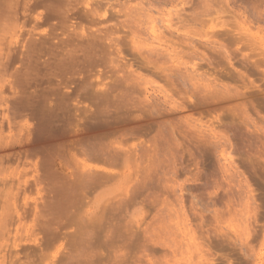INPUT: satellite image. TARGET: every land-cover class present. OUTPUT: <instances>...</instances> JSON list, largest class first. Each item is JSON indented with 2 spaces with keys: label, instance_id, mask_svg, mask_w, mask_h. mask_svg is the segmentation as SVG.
I'll return each mask as SVG.
<instances>
[{
  "label": "rangeland",
  "instance_id": "rangeland-1",
  "mask_svg": "<svg viewBox=\"0 0 264 264\" xmlns=\"http://www.w3.org/2000/svg\"><path fill=\"white\" fill-rule=\"evenodd\" d=\"M14 1L15 10L18 15L17 23L19 25L17 23L13 25L8 24L18 28L9 31L11 33L8 34H13L16 30L15 35H13L16 39L17 34V42L15 43L13 35H10L12 37L10 43V39L7 37H11L7 34L8 36L6 35L5 37L7 39L4 38L6 41L4 40L0 43V61L6 60L7 54L11 53L12 56L10 57L13 58V56H15L14 58H16V60L13 58L14 64H12L13 66L11 65L12 68L14 67L13 70L19 68L20 62H18V57L20 60L23 59L21 55L23 53L22 51L26 52L28 50L26 46L30 45L27 43V39L24 41V38H28L29 40L32 36L35 39L37 38V41L34 39L36 45L38 46L41 44L40 47L42 48V45L46 43L44 39L47 38L45 37L50 36L52 39L50 38V40H47V44L43 46L45 48H54L57 44V46L59 45V47H61L59 41L63 39L66 40L68 36L67 33H70V35L74 33L71 27L68 29L66 28L69 27L71 22L75 24L76 22H81L86 28L88 27L87 30H89L87 32H91L90 34L99 39L101 38L100 40L110 38L108 36L117 39L123 48L126 58L134 59L136 66L144 67V70L149 73V69L146 70L148 67L144 59L137 55L133 46L135 45L137 48L139 46L141 51L144 49V55H146V48L162 47V43L159 42L161 40L155 38L160 36L159 34L169 36L168 29L170 27L173 30L179 31L189 30L191 32L190 29H192V31H196V29L202 31L204 34L200 33L202 34L199 36L200 38L196 36L200 39V42L194 37L195 35H193V38H195L193 42L199 55H207L206 57L210 58L212 64L208 70L210 72L215 70V72L217 71L216 73L226 75L227 78L231 77L230 82L237 86V88L240 87L242 89L245 85L247 88H245L246 91L240 88L239 90L244 91V93L246 92V96L257 94V89L255 87L252 88L251 80L256 84H261V87L264 88V70L261 71L264 69V0H95V2H98L97 4H95L93 0H90L93 4L90 5L92 7H89L91 10L97 8L95 6H98V9H96L99 10L97 11L99 12L98 15L100 14L101 16L106 12L104 18L102 16L99 18L100 16L96 15L98 19H96V16H94L96 18H90V13H88L89 16H85L84 13L87 14V11L90 12V10L89 8L84 9L85 4L83 2L85 0H81L80 2L83 1L81 3L82 6H80L81 4L77 6V8H80L78 11L74 10L75 8L72 7L73 11L68 12L69 16L67 21H62L61 14L59 15L56 13L50 15L46 7L43 8L39 6L42 2L48 0ZM23 8H25L24 13L22 12ZM66 10H68L67 7ZM82 10L83 12H81ZM87 17L96 21L89 22L90 19L88 18L89 21L87 20V22ZM180 17L184 19V21L186 20L185 22L183 21L185 24L181 23ZM25 18L28 19L29 22ZM196 19L197 21H195ZM44 20L45 22H43ZM199 20H202L203 23H200ZM22 21H24L25 24ZM3 22L0 23L3 24ZM67 24L69 25L67 26ZM12 26L11 28H13ZM20 26L22 28H20ZM64 26L66 28H64ZM90 28L92 31H90ZM78 29L79 27L75 29V32L78 33V31H80ZM69 30H71L72 33L71 31L68 32ZM106 32L109 33L108 36L105 34ZM52 34L54 35L52 36ZM64 34L67 36L65 37ZM153 35L156 36L154 37ZM162 39L164 38L162 37ZM210 41H213V47L209 44ZM21 42L23 43L22 45ZM179 42L180 40L173 36L169 44L178 47L180 44ZM221 46L223 49L227 48L226 50L229 51L228 58L231 60V64H229L230 61L226 59L227 57L223 55L224 53L220 55L221 51L217 50V48H221ZM62 48H65V46ZM178 48H181L183 51L188 50L187 47H183L182 45ZM20 49H22L21 52L19 51ZM38 54H42V51ZM41 57H39L41 58L40 61L46 60L48 55L43 54ZM11 58L9 59L10 63H12ZM185 60L190 63L195 62L192 58ZM125 62L126 60H123V63ZM196 62L204 69L207 67L205 65L206 62L198 60H196ZM123 63L120 61V64ZM232 64L234 66H232ZM257 65L260 69L257 68ZM96 69H101V73L99 74ZM96 69H94V73L99 74L101 80L108 82L116 78L118 74H121L108 66H97ZM236 69H239L241 73L245 72L242 75H245V77L237 78V76L239 77L241 75H237L240 74L238 73L240 71L237 70V72L235 71ZM200 71L202 70L200 69ZM6 76L7 75L3 76V79H6ZM62 76L64 77V75ZM65 77L70 76L66 74ZM94 77L96 78V76ZM95 78H92L93 83L95 82L96 84H94L98 86L100 82L96 81ZM7 80L12 83L11 81H13V78L10 80L9 77ZM68 84L71 88L74 86L70 81ZM68 84L66 86L68 90L66 88L62 89L64 93L66 92L65 94L71 93V88L68 87ZM43 85L41 84L40 87L38 86L35 90L38 92ZM250 86L252 87L248 89ZM7 88V85L3 88V94L5 92L11 95L16 92L13 89L11 92L10 89L8 88V90ZM44 88L45 87H43V89ZM148 91L155 93L154 95L160 100V103L158 102L159 106L162 99L158 96V92H155L153 89H149ZM130 92V95H125L124 97L129 100V106L125 107H127L130 115H141V123L150 124L154 122L153 124L155 127L150 124L152 128L150 127L147 130L142 129L141 133L140 131L138 132L137 129L135 130L134 127V135L125 136V138L116 137V139L111 140L112 142L110 141L111 138L108 139L109 136L107 139L102 138L101 141H96L95 143L98 144V146L95 143H91V145L88 146V144H90H87L88 137H92L94 134L97 136L98 133L105 131V128L103 130H101V128L98 132L97 130L93 132L90 131L89 128L94 124L93 121L98 126L102 122H100L101 119L105 120L104 118L108 117L107 114H109V116L112 114L113 117L117 114L121 116L124 115L123 112L126 110L122 108L123 106L117 108L115 103V105H111V108L109 107L110 109L108 108V113L103 114L105 115L103 116L98 114V112H94L97 111L96 108H98L95 104L97 100L91 99L92 101L85 100L83 102L84 104L75 106V108H82L81 110L85 109L83 112H81V110L75 112L76 110L74 106H72L73 110L72 108L70 110L72 113L68 111L71 117L67 115V117H70L72 120L68 121V123L57 121L54 122V124L52 122L50 125L51 127H49L51 129L48 128L45 130L44 128L46 133H42L41 131V133L39 132L40 135H38L37 132H35L34 129L42 124L37 123L38 119L32 120L33 123L29 121V123H31L30 127H32L31 129L29 127L30 132H27V130L25 132V130H23L24 135L23 132L20 134L19 143L15 148L11 149L10 147V150L9 148L0 150V154L2 153L1 155L9 154L12 156L11 162L9 161L12 166L16 165V160L13 159L16 154L24 150H26L28 154L27 161L24 160V156L22 155V161H20H24V163L21 165L25 164V162L26 165H28H23L24 167L18 165L20 170L18 171V175H16L17 177L15 176L16 180L13 179L14 176L12 177V175H9L5 179L6 181L4 180L3 184H0V264H88L86 260L84 262H81V260L86 258L84 256L83 259V255L88 253L85 251L90 246L89 244L92 243V248L89 247L88 250L90 249L91 253L95 250V255H93V252L92 257V255L90 254V256L88 253L90 257L94 258V256H96V251L102 249L104 254L109 253V259H107V261L111 260L109 262L113 261L115 264H148L146 261V253L150 255L153 254V256L159 259L164 254L163 256L166 258L163 260L158 259L154 264H201L196 243H194V239L198 238L195 237L194 233L198 237V234H202L206 243L217 245L215 250L217 249L219 253H229L230 255L228 254V258L231 257L230 260L232 264H245L246 262L249 264H258L259 260H257V258L254 260L252 259V262L246 261V253L243 251L246 250L247 253L250 254V246L252 248L251 255L253 254V257L254 253H257V255L259 253L264 255V209L262 210L263 212L259 210L258 216L256 217L257 219L255 220L258 221L254 223V220L250 219L249 216L250 206L244 198V193L239 190L241 184L236 183L239 181V178L234 175L232 177L230 172L228 173L225 167L229 161L223 157L221 158L219 155L220 149L223 148V144L221 145V142H218V148H213L216 147L214 146L215 143L213 145L215 141L209 137L207 132L202 135L205 137L200 138L201 136L198 137L199 134L197 135L195 128H188L189 124L186 125L183 122L186 120L184 117H186L188 112L181 111L170 116L165 113V115H162V118H160L161 116L159 117L160 119L157 117H152L153 119H150L149 117H151V115H149L148 112L149 106L147 107L145 104H142L138 106L139 109L135 106V103L143 100L145 95L144 91L141 89L140 91H129L128 93ZM115 93L117 94V92ZM8 94L4 95L7 96ZM159 100L156 99V101ZM131 103L136 108H133ZM230 104L234 105L235 102H221L220 105L217 103L216 105L214 104L215 106H211V104L207 106L204 104L200 109L207 111L204 115H206V118L211 119V115L215 114V112H220L224 109V106L226 107ZM160 106L161 107H158V109L160 108L159 111L161 113L167 109V106H165V108L162 104ZM212 107L216 111H214ZM86 109L89 113L86 112ZM118 109L121 110V113ZM116 110L118 111L116 112ZM210 110H212L211 113H209ZM128 111H125V113L129 115ZM251 111L253 110H250V112ZM96 115L98 116L96 117ZM221 115L223 116V114ZM72 117H75V120ZM89 117H92V120ZM224 117L221 118L222 121ZM252 117L258 120L260 119V116L255 112H253ZM96 119H99L97 121L100 123L96 122ZM168 119H172L170 126L176 125L174 129H171V131L168 127L164 126L160 128L161 131L159 129L157 132L160 126H157L156 123L159 121H167ZM17 120L19 121V119ZM124 120V117H121L119 121L124 123ZM258 120L256 121L257 128L259 125L263 126L262 128L264 129V123H262L264 120ZM180 121L183 123H180ZM242 121L234 127L228 125L224 127V123L219 124L223 125V127L218 126V130L222 129L223 131L221 130V132L228 136L230 142L234 145L228 148L226 152H231L232 157H235L233 158L239 170L243 171L245 175L247 174L248 180L252 181L251 183L254 188L256 187V204L259 203L264 206V184L262 185V183H264V132L257 131L255 126H251L249 122L247 123L244 120ZM172 122H175V124H172ZM117 124L114 123L115 126H119L120 130H122L121 127L124 129V125H120L121 123ZM162 124L163 122L161 125ZM192 124L193 123H191V125ZM133 125L134 124H129L127 127ZM112 129L113 128L108 129V131H112ZM31 130H33V132ZM44 130L43 132H45ZM5 131H7L6 126H4V132ZM139 137L141 138L138 139ZM122 138L123 143L129 145V147L131 143L136 144L140 142V151H138V149L135 150L133 147L129 148L131 160H126V156L123 155L124 152L120 150V153L117 150L116 141L114 140L120 141ZM85 144H87L85 150L88 152L86 156H84L80 150V145L82 147ZM227 147L228 145L224 149ZM132 150H134V153ZM136 151L140 154H136ZM12 153L16 154L14 155ZM135 154L138 157L135 156ZM110 156H112L113 160ZM82 159H86L85 162L91 169L83 167L81 162ZM110 159L112 162H110ZM42 160L46 162L45 164L47 166H42ZM34 164H39L36 169L38 173L35 172ZM21 169H24L22 173ZM87 170H89L88 173ZM82 173H85L82 176L83 179H81ZM108 173L113 177L111 180L108 181L111 176H109L107 180L101 178ZM84 175L88 179L85 178ZM90 177H96V179H101V181H103L96 183V179L94 180V178H92L93 180L91 181L95 182H90ZM39 179H41L40 183H35V181ZM83 180L84 182L86 181L88 185L84 184L80 187L79 185L84 183L82 182ZM84 186L87 187V194H84L86 197H83L82 194L80 196L79 194ZM88 187H93V189H89ZM7 191L8 193L5 196L6 193L4 192ZM71 191L79 195L75 194L76 196L69 197L72 193ZM128 196H132L130 197L131 199L129 198L130 201H128V203L126 202V204L124 203V205L121 204V208L119 206L121 201L119 198L122 199L125 197L127 199ZM231 196H233L234 202L230 198ZM240 198L242 200H240ZM126 199L124 201H126ZM118 200H120L119 203H117ZM176 200H178V202ZM129 202L131 204H129ZM109 203L110 205L113 203L112 206L115 205L110 207ZM110 208H112V210ZM216 209H218L219 215H221L219 216L220 225L218 229L221 230L222 236L218 235L220 233H213L214 222L212 217L213 210ZM111 211H113V213ZM184 213L185 215L187 214L188 225L184 220ZM197 213L203 216L202 219L204 223L200 221ZM4 214H6V220L3 217ZM91 216L92 218H90ZM96 216L98 217L96 218ZM107 216H109V219L111 218L112 221L111 219L109 220ZM95 218L102 222L103 219H105L104 221L107 222H101V225L103 224L104 228H106V224L107 226L109 225L112 227L111 231L113 232L111 233V231H109V226L106 231V229L98 227L96 224L95 226L98 228L99 232L96 231V227L92 230L94 225L91 227L89 220ZM197 225L199 227L201 225V233L198 231ZM102 229L106 234H103L104 232ZM252 229L253 231L255 230L257 235L252 232ZM183 230H186V232ZM119 232L121 235H116V233L119 234ZM252 234L257 237L254 236V238ZM132 235L134 236L132 237ZM106 236L108 239L110 238L111 243L109 245L103 243V241L106 242ZM117 236H119V238H116ZM88 238L90 240H87ZM228 238L232 240L234 244L228 243ZM222 244L224 245L221 248ZM219 245L221 250H219ZM112 250L116 252L121 251L116 260H114L113 257L115 252L112 253ZM98 252L101 253V251ZM98 254L99 253H97V255ZM122 255H126V257L129 255V257L132 258H130L129 261L126 258L127 260L125 259L124 262H119ZM99 256H96V259H92V264H102L103 258ZM132 259L133 261H131ZM232 259H236L237 261L234 262ZM247 260L250 259L248 258ZM99 261L101 263H99ZM107 261H105V263L109 264ZM218 262L219 263L215 264H227L221 260H218Z\"/></svg>",
  "mask_w": 264,
  "mask_h": 264
},
{
  "label": "bare ground",
  "instance_id": "bare-ground-1",
  "mask_svg": "<svg viewBox=\"0 0 264 264\" xmlns=\"http://www.w3.org/2000/svg\"><path fill=\"white\" fill-rule=\"evenodd\" d=\"M80 1L81 0H48L46 2H42L39 6H41L43 8L46 7L48 14L50 13V15L56 14V13H58L59 15L61 14L62 15V17H61L62 21H67L68 16H69L68 12L73 11V8H75L74 10H76V11H78L80 9L79 7L77 8V6H79L84 0L82 2H80ZM91 2L92 1H90V0H85L83 2L85 4L84 5L85 8L84 7L83 8L88 9L89 7H92V6H90V5H93ZM93 2L95 4L98 3V2H95V0H93ZM80 6H82V4ZM66 7L68 8V10H66ZM95 7H97V8H94L92 10L89 8L90 12L87 11V14L84 13L85 16L91 15L90 18L94 17L96 15L100 16V14L98 15L99 12H97L99 10H96V9H98V6H95ZM22 10H23L22 12L24 13L25 8H23ZM49 10H50V12H49ZM81 12H83V10ZM88 13H90V14L88 15ZM17 16L18 15H17V12L15 10V1L14 0H0V22L4 21L3 24L0 23L1 24V26H0V43H1V41H4L7 38L10 39L9 42L11 43V39H12L11 36L13 34L15 35L16 30L13 32V34H10L11 36L8 33H11V32H9L11 30L13 31L14 29H18L17 27L12 26L13 24L17 23ZM101 16L104 18L106 16V12ZM101 16L99 18H101ZM96 17H94V18H96ZM88 18L89 17H87L86 21L88 20ZM94 18H92V19H94ZM96 19H98V17ZM1 20H3V21H1ZM26 20L29 22L28 19H26ZM91 21H96V20L90 19L89 22H91ZM180 21H181V23H184L186 20L184 21V19H181V17H180ZM195 21H197V19ZM22 22L24 23V21H22ZM43 22H45V20ZM201 22L203 23L202 20L200 21V23ZM8 24H12L11 26L13 28H11V26ZM17 24H16V26H17ZM74 24H75L74 22H71L70 25L67 24V26L69 25V27L66 28L64 26V28H66V29L71 27L72 30L74 31V33H72V31L69 30L68 32L71 31L72 35H70V33L69 34L67 33L68 36L66 35L67 36L66 37L64 34V36L67 39L66 40L63 39L62 41H59L61 47H59V45L57 46V44H56L57 47L55 46L54 48H57V49H54L53 47L48 48L47 46H46L47 48H45L43 45L47 44V40H50V38L52 39V37L49 36V37H45V38H47V39H44L46 43L43 44L42 48H41L40 47L41 44L38 46L36 45L35 40L37 38L35 39L32 36L30 38V40L28 38H24V41H25V39H27V43L30 45L26 46L28 48V50L26 52L22 51L23 53L22 54L20 53L22 55L23 59L20 60V58L18 57V59L20 60V61L18 60V62H20L19 68L13 70L14 67L13 68L11 67V65L14 64L13 58L15 57V56H13V58L10 57V56H12V53L7 54L11 58L12 63H10V60H9L10 58L7 55H6L7 56L6 60L0 61V150H4L5 148L6 149L9 148V150H10V147H11V149L15 148V146L19 143V140H20L19 136L23 132V130H25V132H26V130H27V132H30L29 130L32 127H30L31 123H29V121L32 122V120H34V119H38V121H37L38 124L42 123L39 127L36 126L38 128L35 127L36 129H34L38 135H40L41 131H42V133H46L45 130L48 129L49 127H51L50 125L52 122L54 123L57 121L58 122L64 121V123L65 122L68 123V121L72 120V119H70L71 115H69V113L71 112L70 110H71L72 106H74V108H75V106H78L79 104H84L83 102L85 100L86 101H92V100L96 99L99 106L97 103H95L98 108H96L97 111H94V112H98V114H101V115L108 113V110L111 108V105H115V103H116L117 108H121L123 106L122 108L126 109V110H124V112L122 111L124 115L119 116V114H117V115H114V117H113L112 114H111V116H109V114H107L108 117H105L104 118L105 120H102L101 118H99V119H101L100 122L102 121L101 123L99 121H97L99 119H96V122L100 123L98 126L93 121V123H94L93 125H96V126H93L91 124L92 126H91V128H89L90 131L93 132V131L97 130V132H98V130H100L101 128H102L101 130H103L105 128V131L98 133L97 136L94 134V136L88 137L87 144L90 143V144H88V146L91 145V143L92 144L95 143L96 141H101L102 138L107 139V137H109V136L110 137L108 139L111 138L110 139V141H111L113 139H116V137H124L125 138V136L127 137V136L134 135L133 134L134 133V127H135V130L137 129V131L138 132L140 131V133H141L142 129L147 130L151 127V125L154 126V124H153L154 122L150 123L151 125L148 123L143 124V122L141 123V121H142L141 115H133V116L130 115L129 111L127 110V107H125V106H129V102H128L129 100H127L124 97H125V95L131 94V92L128 93L129 91L134 92L136 90L140 91L142 89L145 93L143 100H140L138 103H135L136 104L135 106L137 108H138V106H141L142 104L143 105L145 104V106H147V107L149 106L150 108H149L148 112H149V115H151V117H149L150 119H153L152 117H157L158 119H160L163 117L162 115H165V113H166V115L170 116V115H175L177 112H181V111L188 112L186 117H184V119L186 118V120L183 119L184 120L183 122L186 125L189 124L188 128H190V127L195 128V130L197 131V135L199 134L198 137L201 136L200 138L205 137L202 135H204L205 132H207L209 134V137H211L213 139V141H215V142H213V145L215 143L214 146H216V147H213V148H218L217 147L219 144L218 142H221V145L223 144V148L220 149L221 151H220L219 155L221 158L223 157L229 161L228 163L225 162V163H227L225 168L228 171V173L230 172V175H232V177L234 175V176H237V178H239L238 179L239 181L238 182L235 181V182L241 184V186H239V188H240L239 190L242 191V193H244L243 194V195H245L244 198L247 200V202L250 206V211H249L250 219L254 220V223L257 222L258 220L257 221H255V220L257 219L256 217L258 216L259 210L262 211L264 209L263 204H259V203L256 204L255 196L257 195L256 194L257 189H256V187L255 188L253 187V185L251 183L252 181L248 180V178L246 176L247 174L245 175L243 173V171L239 170L238 165L234 161L235 157L234 156H233L234 158L232 157L231 152L230 153H228L229 151L226 152L228 150V148L232 147L233 144L230 142L228 136H226L223 132H221L222 129L218 130V128L221 126L223 127V125H219V124H223V123H224V127L225 126L227 127V125L234 127V126H236V124H240V122L242 120H244L247 123L249 122L251 124V126L252 125L255 126L257 131H261V132L263 131L264 132V129L262 128L263 126L258 125V128H257V125H256L257 122L256 121L258 119L252 117L253 112H255L257 115L260 116L259 117L260 119L264 120V113H262V112H264V88L261 87V84H259V83L256 84L253 80H251L250 82H251L253 87L250 86L248 89H250L251 87L252 88L255 87L257 89V94H254L255 96L254 95L253 96H249V95L246 96L245 95L246 92L244 93V91H246V89H247L245 85L243 86L242 89L238 86L241 90L244 89V91H240L239 88H237V86L233 85V83L230 82L231 77L227 78L226 75H221L220 73H216L217 71L215 72V70L210 72L208 70L211 67L210 65L212 64L210 58L206 57L207 55L205 56V55L200 54L201 55L200 56L198 54L197 48L195 47L194 42H193L195 40V38H197V37L200 38L199 36L204 34V33H202V31L197 30V29H196V31H194V30L192 31V29H190L192 32L191 33L189 30L179 31V30H173L169 27V29H168L169 36L159 34L160 35V36H158L159 38L158 37L155 38L157 40L160 39L161 41H163V42L159 41L160 43H162L161 44L162 47H160V46L154 47V48L152 47L150 49L146 48V52H145L146 55L143 54L144 49L141 51V48L139 46L137 48V46H135L133 44L134 45L133 47L135 48V49L134 48L133 49L136 51L137 55L139 57H141L142 59H144V62L146 63V66L148 67L146 70L149 69V73H148L144 70V67L142 68L140 66H136L134 63L135 62L134 59L126 58V56L124 55V52H123V48L120 45V43L118 42V40L115 38L114 39L111 38V36H108L109 33L106 32L105 34H107V36L110 38H104V40H100L101 38L99 39L98 37L90 34L91 32L90 33L87 32L89 30V29L87 30L88 27L86 28L81 22H76V24L75 25ZM77 27H79L78 30H80V31H78V33L75 32V29ZM20 28H22V27L20 26ZM66 29H65V31L67 32ZM65 31H63V32H65ZM90 31H92V29ZM98 33H99V31H98ZM200 33H202V34H200ZM7 34L11 38H9V37L5 38ZM14 35H13V37H14ZM53 35L54 34H52V36ZM193 35H195L194 36L195 38H193ZM71 36H73V37H71ZM153 36L155 37L156 35H153ZM173 36L177 37V39L180 40V42H179L180 47L182 45L183 47H187L188 50L183 51L181 48L180 49L178 48L179 46L176 47V46H173V44H169V42L171 41V38ZM207 36H208V33H207ZM162 37L164 39H162ZM14 39H15V37H14ZM198 40L200 42V39H198ZM14 42L15 43L17 42V34H16V39L14 40ZM59 42H58V44H59ZM206 43H207V41H206ZM22 44L23 43L21 42V45ZM176 44H178V43H176ZM209 44L212 45V47L214 46L213 41H210ZM29 46H30V48H29ZM64 46H65V48H62ZM67 46H68V49H67ZM136 48H137V50H136ZM218 48H220V47H218ZM218 48H217V50L221 51L220 55L224 53L223 55H225L227 58L223 55L222 56L225 57L228 61H230L229 64H231V60L228 58V52L229 51L226 50L227 48L223 49L222 46L220 48L222 50H220ZM21 50L22 49H20L19 51L21 52ZM41 51H42V54L39 55L38 53H40ZM43 54L48 55V58L46 60L40 61V59L42 58L41 56ZM21 55H18V56H21ZM37 56H38V59H37ZM39 57H41V58H39ZM189 58L194 59L195 62L190 63L189 61L185 60V59H189ZM14 60H16V58H14ZM123 60H126V62L123 63ZM196 60L201 61V62L202 61L206 62L205 65L207 67H205V69L202 68V66H200V64L198 62H196ZM120 61H122L123 64H120ZM97 66H100V67H102V66L107 67L108 66V67L113 68L117 73L120 72L121 74H118V76L116 78H114L113 80H111L109 82L104 81V80L100 79V75H99L102 70L101 69L97 70L96 69ZM232 66H234V65L232 64ZM259 66H261V65H259ZM257 68H258V65H257ZM94 69H96V71L99 74H97V73L95 74ZM200 69L202 71H200ZM258 69H260V68H258ZM237 70H239V69H236L235 71H237ZM263 70L264 69H262L261 71H263ZM238 73H240V74H237V75H241V76H239V77L237 76V78L245 77V75L242 76L245 72L241 73V71H240ZM58 74H60V75H58ZM66 74H69L70 77H65ZM5 75H7L8 77L6 76V79H3V76H5ZM62 75H64V77ZM94 76H96V78ZM9 77H10V80H11V78H13V81H11L12 83H10L7 80ZM92 78H95L96 81L100 82L98 86L95 85L96 84L95 82H94L95 84L93 83ZM69 81H70V83L74 84V86H73L74 88L72 87L73 89L71 87H69V84H68ZM41 84L42 85L44 84L45 86L43 85V87H45V88L43 89V87H41V89L37 92V90H35V89L38 86L40 87ZM67 84H68V87L71 88V93H69V94L68 93L65 94L66 92L64 93L62 91L63 88L67 89V87H66ZM6 85L10 89V91L13 89L16 92L14 94L12 93L11 95L4 92L5 95L6 94L9 95V96L8 95L5 96L3 94V88ZM149 89L150 90L153 89L155 92H158L157 93L158 96H160L162 99L161 100L162 106L164 108H165V106H167V109H165V110L163 109L164 112H162V113H164V114H162L159 111L160 108L158 109V107H161L160 106L161 104H159V106H158V102L160 103V100L154 95L155 93L148 91ZM4 91H5V89H4ZM115 92H117V94ZM156 99L159 101H156ZM221 102L222 103L223 102H228V103L235 102V104L234 105L230 104L229 106L227 105L226 107L224 106V109L221 110V111L224 110L222 113H220L221 112L220 111L217 113L215 112V114H213L214 113L213 112L212 114L214 116L211 115L210 116L211 119L205 117L206 115H204V113H207V111H203L200 109V108H202V106H204V104L207 106L208 105L210 106V104H211V106H212L214 104L216 105V103L218 105H220ZM132 106H133V104H132ZM135 106H133V108H136ZM81 109L82 108L76 107L75 108L76 111L75 110L74 111L79 112L78 110H81ZM87 109H86V112H87ZM212 109L214 110L213 107H212ZM72 110H73V108H72ZM83 110H85V109H83ZM83 110H81V112H83ZM118 110H116V112ZM250 110H253V111H251L252 114H251ZM68 111H69V113H68ZM74 111H73V113H74ZM120 111L121 110H119V112ZM125 111H128L129 115L126 114ZM214 111H216V110H214ZM211 112H212V110H210L209 113H211ZM84 113H85V111H84ZM87 113H89V112H87ZM194 114H195V116H194ZM221 114H223V116ZM67 115L70 117L68 118ZM224 115H225V117H224ZM73 116H75V115H73ZM97 116L98 115H96V117ZM103 116H105V115H103ZM121 117H124V119H125L124 123L122 122L123 118L121 119L122 120L121 122L119 121ZM223 117H224V119H223L224 122L221 119ZM72 118L74 119L75 117H72ZM17 119H19V121ZM171 120L168 119L167 121L165 120V121L157 122L156 125L160 126L157 129V132L161 127H164V126L168 127L170 130L171 129L173 130L174 126H176V125L170 126ZM188 121H190V122H188ZM118 122H120L121 124ZM162 122H163V124L161 125ZM183 122L180 121V123H183ZM89 123H91V122H89ZM114 123H116V124L118 123L122 126L124 125V129L121 127L122 130H120L119 126H115ZM173 123L175 124V122H172V124ZM191 123H193V124L191 125ZM214 123H218V124H214ZM242 123H243V121H242ZM262 123H264V122L262 121ZM125 124H126V126H125ZM129 124L130 125L134 124L137 126L133 125L131 127L130 126L127 127V125H129ZM4 126H6V130H7L5 132H4ZM29 127H30V129H29ZM44 128H45V130H44ZM107 128L108 129L113 128V129H112V131H108ZM49 129H51V128H49ZM43 130L45 132H43ZM31 131L33 132V130H31ZM160 131H161V129H160ZM167 132H168V130H167ZM23 135H24V132H23ZM22 138H23V136H22ZM140 138L141 137H139L138 139H140ZM114 141H116V145H117L118 149L116 147L115 148L119 152H120V150L124 152L123 155L126 156V158H125L126 160H131V158H130L131 152H129V148L133 147V148H135V150L138 149V151H140V149H139V147H140L139 143L140 142H138L136 144L131 143V145L129 147V145L123 143V138L120 141L119 140L118 141L114 140ZM87 144L83 145L82 147L80 145V150L84 154V156H86V154L88 153L85 150ZM96 145L98 146V144H96ZM99 145H101V144H99ZM221 145H219V146H221ZM227 145H228V147L226 149H224ZM90 147H93V146H90ZM87 149H88V147H87ZM132 152L134 153V150H132ZM12 154H14V153H12ZM136 154H138L137 151H136ZM136 154H135V156H137ZM22 155L24 156V160H26V161L28 160L27 151L24 150L23 152L16 154L15 157L13 158L14 160H16L15 166H12V164L10 163L11 162L10 160L12 157L11 155L5 154V155L0 156V184H3L4 180L9 175L10 176L12 175V177L14 176L13 179H15V176L18 175V173H19L18 171L20 170L18 165L20 167L21 166L24 167L26 165V162H25V164H23L24 166L21 165L22 163H24V161L21 162L22 161ZM113 156H114V154H113ZM110 157L112 159V156H110ZM86 159L81 160L83 167L84 168L88 167L89 169H91V167L85 162ZM114 159H116V158H114ZM112 160L110 162H112ZM42 161H43V162H41V164H43L42 166H47L45 164L46 162H44V160H42ZM224 161H226V160H224ZM38 165L34 164L35 170L38 168ZM24 169H21V173L23 172ZM88 171L89 170H87V173H88ZM223 171H225V170H223ZM24 172H26V171H24ZM35 172L38 173L37 170ZM85 173H82L81 177ZM109 173L106 175L107 177L102 176L101 178L102 179L104 178V180H107V178H109V176H111L108 179V181L111 180L113 177ZM19 177H20V174H19ZM105 177H106V179H105ZM18 178H17V181H18ZM85 178H87V177L85 176ZM92 178H94V177H92ZM92 178L90 179V182H95V181H91V180H93ZM13 179H11V180H13ZM81 179H83V177ZM95 179H96V177L94 178V180ZM97 180L98 179H96V183H99L101 181V179L98 180V182H97ZM40 181H41V179H39L38 181H35V183H37V182L40 183ZM82 182H84V180ZM20 183H21V181H20ZM84 184H86V181L79 186L82 187ZM263 184L264 183H262V185ZM86 185H88V184H86ZM85 186L79 192L80 196L82 194V196L84 197L87 194L86 193L87 187H85ZM91 189H93V187ZM239 190H238V192H239ZM4 193H6L5 194V196H6L8 191L4 192ZM71 194L69 197L79 195V194H76L75 192H72ZM130 197H132V196H130ZM130 197L128 196V198H127L128 200L125 197H123L122 199L119 198L121 201L118 200L117 203H119V201H120L119 206L121 207V204L124 205V203L126 204V202L128 203V201H130V199H131ZM232 197L233 196H231L230 198L233 201ZM124 198L126 199V201H124L125 200ZM133 199H134V197H133ZM260 199H261V197H260ZM240 200H242V199L240 198ZM176 201L178 202V200H176ZM260 202L262 203L261 200H260ZM112 204L110 205V203H109L110 207L112 206ZM129 204H131V203L129 202ZM110 209L112 210V208H110ZM216 210H213V217H212L213 222H214L213 233L216 232L217 234L220 233L218 235H221V230L218 229V226L220 225L219 224L220 223L219 222L220 221L219 216H221V215H219L218 209H216ZM111 212L113 213V211H111ZM104 214L107 215L106 213H104ZM5 215L6 214H4L3 217L6 220L7 217L5 218ZM183 215H184V220L188 225L187 214L185 215V213H184ZM197 215H198V213H197ZM92 216L90 218H92ZM154 216H157V215H154ZM97 217L98 216H96V218ZM107 217L109 219V216H107ZM198 217H199L201 222L204 221L202 219L203 218L202 215L199 214ZM96 218L89 220V222H90L89 224H91V227L94 225L93 229L92 228H89V229L94 230V227H96L98 225V227L106 229V231H107L108 230L107 227L109 225L107 226V224H106V228H104L103 224L101 225L102 221H100L99 219L97 220ZM104 220L105 219H103L102 223L107 222ZM111 221H112V219H111ZM95 224H96V226H95ZM108 228H109V231L112 230V227L109 226ZM199 228H200V230H199ZM103 229H102V231H103ZM201 229H202L201 225H200V227L198 226V231H200V233L202 231ZM249 230H251V229H249ZM96 231H98V228L96 229ZM112 232L113 231H111V233ZM184 232H186V230ZM249 232H251V231H249ZM252 232L255 233V230L253 231V229H252ZM93 234H94V231H93ZM103 234H106V233L104 232ZM116 235H121V234L119 232V234L116 233ZM183 235H184V233H183ZM194 235H195V237L198 238V239H196V238L194 239L195 241L198 240L197 242L194 241V243H196V248H197L199 257L201 259V264H215V263H219L218 260H221L227 264H232V262L230 260L231 257L228 258L229 253H227V254L226 253L223 254L221 252L219 253V251L216 249L218 251L217 252L215 250V247L217 245L215 246L213 244L206 243L205 238L202 236V234H198L199 237L196 236L195 233H194ZM218 235H216V236H218ZM107 236H108V234H107ZM133 236L134 235H132V237ZM185 236H187V235H185ZM254 236L255 235H253V237ZM108 237H107V239H108ZM202 237H203V239H202ZM255 237H257V236H255ZM114 238H112V239H114ZM116 238H119V236H117ZM107 239H106V242L103 241V243L109 245L111 243V241H110V238L108 239L110 242ZM123 239H124V237H123ZM87 240H90V239L88 238ZM229 242L231 244L233 243L232 240H230V239H229L228 243ZM92 244H89L90 248H92V246H93ZM224 244H225V242H224ZM224 244L221 245V248ZM218 247H219V250H221L220 245ZM88 248L85 252H88L89 255L90 254L92 255L94 252L93 255H95V250L92 251V253H91L90 249L88 250ZM98 251H101V253ZM98 251H96V256L98 257L99 255H101L99 257L103 258V259L101 258L102 264H106L105 261H107V259H109V255H108L109 253L104 254L102 252V249H99ZM118 252H116L115 250L112 252V253H114V255H113L114 260H116V258H118L119 254L121 253V251L119 253ZM243 252L246 253L245 258L250 259V260L246 259V261H251L252 259L254 260L257 258V260H259L258 264H264V255L263 254L261 255L259 252H258L259 253L258 255H257V253L256 254L254 253V257H255L254 258L252 256L253 254L251 255L252 248L250 246H249L250 254L247 253L246 250ZM88 253L83 255V259H84V256L86 258L84 260H81V262L82 261L84 262L86 260V263L92 264L93 263L92 259H94L96 256H94V258H92L93 255H92V257H90L91 255L89 256ZM97 253H99V254L97 255ZM145 255L147 257L146 261L148 262V264H154L159 259V258H156L155 256H153V254L150 255V254L146 253ZM163 255L160 257L159 260H161V259L163 260L166 258ZM246 255H247V257H246ZM127 256L128 257H126V255H122L119 262H122V261L124 262V260L126 258L129 261V259L132 258V257H129V255H127ZM165 256H166V254H165ZM243 257H244V253H243ZM135 260H136V258H135ZM109 261H111V260H108L107 262H109ZM131 261H133V259ZM233 261L236 262L237 260L235 259ZM99 263H101V262L99 261ZM110 263L115 264V263H113V261L109 262V264ZM246 263L249 264L248 262H246ZM120 264H122V263H120ZM237 264H239V263H237Z\"/></svg>",
  "mask_w": 264,
  "mask_h": 264
}]
</instances>
